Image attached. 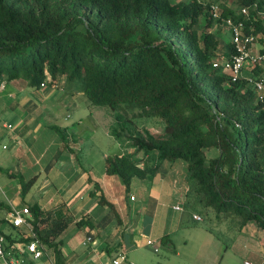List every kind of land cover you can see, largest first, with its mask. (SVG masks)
I'll list each match as a JSON object with an SVG mask.
<instances>
[{
    "label": "trees",
    "instance_id": "16d2710c",
    "mask_svg": "<svg viewBox=\"0 0 264 264\" xmlns=\"http://www.w3.org/2000/svg\"><path fill=\"white\" fill-rule=\"evenodd\" d=\"M215 2L221 17L244 21L264 55V0ZM214 21L202 0H0V83L80 87L91 108L114 117L113 135L134 150L108 156V175L129 189L164 162L183 159L186 208L218 226L254 225L264 234V100L246 78L264 80V67L228 84L214 67L222 57ZM232 54L230 45L224 57ZM29 210L39 246L63 264L59 237L72 215L38 204Z\"/></svg>",
    "mask_w": 264,
    "mask_h": 264
},
{
    "label": "crops",
    "instance_id": "0c3cea01",
    "mask_svg": "<svg viewBox=\"0 0 264 264\" xmlns=\"http://www.w3.org/2000/svg\"><path fill=\"white\" fill-rule=\"evenodd\" d=\"M220 31L216 35L218 53L224 56L231 38L222 27ZM58 86L30 89L22 81L0 83V122L4 129L0 131V229L11 236L5 238L7 260L56 264L53 250L45 247H40L42 257L33 260L22 239L35 233L26 226L12 225V214L38 204L45 211L68 210L73 217L59 237L63 264L106 263L120 253L127 264H169L172 259L158 262L152 251L159 253L156 246L164 245L166 253L174 255L173 233L167 234L165 228L155 232V223L159 217L163 219L164 209L183 210L179 203H169L168 197L174 195L170 201L182 197L185 207L187 185L180 183V176H186L184 165L177 167V161H166L154 175L134 179L127 189L118 176L106 173V158L122 149L112 138L114 117L104 109L91 108L80 87H68L64 82ZM58 93L63 99L56 100ZM53 127L60 129L67 148ZM98 131L107 137L105 149L86 145ZM29 182L30 187L23 191V184ZM81 220L82 225L78 223ZM141 223L143 228L139 229ZM248 229L264 240L263 232L254 225L242 231ZM15 238L16 243L10 246ZM149 246H155L154 250ZM216 247L202 264H219L220 248ZM209 255L214 258L209 259ZM0 264L7 263L0 259Z\"/></svg>",
    "mask_w": 264,
    "mask_h": 264
},
{
    "label": "rangeland",
    "instance_id": "374dc122",
    "mask_svg": "<svg viewBox=\"0 0 264 264\" xmlns=\"http://www.w3.org/2000/svg\"><path fill=\"white\" fill-rule=\"evenodd\" d=\"M171 1L175 3L181 0ZM202 1L204 3H210L211 8H213V6H217L218 4H216V0ZM214 10H216V12L220 11L219 8ZM221 27L229 34V37L231 38L230 28L225 26V20L223 18H218V21H214L211 30H213L216 35H219L221 34ZM260 49L261 45L258 43V41H256L251 48L252 52L256 53H258ZM261 66L264 67V61L261 63ZM246 74L247 72H245V75ZM30 89L32 88L30 87ZM33 94L35 95V98H37V94H35L34 92ZM63 97L64 95H62V93H58L56 96V100L63 99ZM63 115H66V113L64 112ZM145 127L146 125L142 126L141 129H138L141 132L142 129H145ZM2 128V123L0 122V131L4 130ZM113 128L114 127H112L111 132L113 131ZM148 129L155 135L160 134L159 129H155L152 127H148ZM112 138L115 140V143H120L122 147V149L120 148V151H118V153H122V150H125L126 153H132L134 151L132 148L122 145L123 143L121 144L120 139L116 140L117 137L115 135H113ZM106 143L107 137L104 135V132L98 131L95 136L87 141L86 145L88 146L90 144H94L105 149ZM6 144L9 145V142ZM116 145L117 144H115V146ZM143 156V152L138 151L135 153V157L137 159H140ZM178 164H183L184 171H186V163L183 159H179L176 162L177 167L181 166ZM181 177L183 176H180V183L186 184L185 179ZM170 198L168 197L169 203H179L180 205H182L180 207H182L183 210L181 212H174L171 209H164L163 219L159 217L156 220L155 232H158L160 228H165L167 234L173 233L171 235V240L174 246L173 249L175 254L168 255L165 251L168 248L164 245H158L156 247L159 248L160 252L155 253L152 251V255L156 257V260L158 262L172 259L169 264H202L201 262L204 260L205 256H208L207 254H212L213 252L217 251L216 246H219L220 253L217 260V263L220 261L219 264H245L246 262L250 264H264V240L262 241V238L259 237L255 231L252 230L251 232L249 229L242 232L235 231L232 230L229 226H226L224 224L218 226L215 222L213 223L206 219H203L201 222H196L192 218L193 211L183 207L184 200L182 197L177 198L175 196L173 201H170ZM142 228L143 224L141 223L139 229ZM151 237V239L155 238L153 235ZM148 248L154 250L155 246H149ZM176 254L178 256H176ZM223 255L224 258L222 261ZM208 258L213 259L214 255H209ZM123 264H127V262H125L124 260Z\"/></svg>",
    "mask_w": 264,
    "mask_h": 264
},
{
    "label": "built area",
    "instance_id": "2783aa9c",
    "mask_svg": "<svg viewBox=\"0 0 264 264\" xmlns=\"http://www.w3.org/2000/svg\"><path fill=\"white\" fill-rule=\"evenodd\" d=\"M213 8L217 9L219 7L213 6ZM213 8H211V15L213 19L215 21H218V18H223L221 17V11L216 12V10H214ZM242 14L247 17V9L242 10ZM223 19L225 20V26L230 28L233 54L230 58L222 56L220 59L216 60L214 63V67L221 68L223 74H225V76L228 78L229 84L237 82L239 79L244 77L245 72H251L257 65H261V63L264 61V55L259 54V52H252L251 48L257 41V36H254L253 34H246L244 32V21L234 20L230 17ZM246 78L253 85L258 100L262 102L264 100V80L255 79L253 76H246ZM46 86L47 81L41 83L40 85L41 88H45ZM175 208L177 210H180L178 206ZM31 217L32 214L29 208L26 207L22 210V212H15L11 215L12 225L17 228L26 226L32 233L33 226L30 222ZM193 218L199 222L203 220L202 217L198 214H194ZM31 237L33 238V240H31L27 245V250L33 260H39L43 255V251L39 246V241L36 239L35 234L31 235ZM5 245L6 239L0 229V259H4L7 264H20L21 260H7L9 253L6 251ZM124 260L125 255L123 253H120L110 262H99L96 264H123Z\"/></svg>",
    "mask_w": 264,
    "mask_h": 264
}]
</instances>
